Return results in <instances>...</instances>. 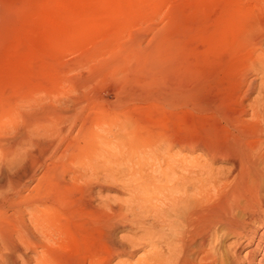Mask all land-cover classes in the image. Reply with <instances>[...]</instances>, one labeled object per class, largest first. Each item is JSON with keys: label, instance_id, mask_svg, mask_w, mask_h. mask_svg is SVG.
I'll return each instance as SVG.
<instances>
[{"label": "rangeland", "instance_id": "obj_1", "mask_svg": "<svg viewBox=\"0 0 264 264\" xmlns=\"http://www.w3.org/2000/svg\"><path fill=\"white\" fill-rule=\"evenodd\" d=\"M98 1L0 0L1 6L4 9L7 7L5 9L7 12L4 10L3 16L7 19L0 20V174L16 176L27 172L23 178H30L26 182L27 185H24L28 190H22L21 194L25 191L23 196L27 197L26 200L41 199L43 202L40 200L39 203L44 205L43 207L48 208L47 203H49L51 208L56 206L60 211L64 208V213L68 211L71 214L69 209H74V206L75 210L79 211L76 207L80 208L83 205L81 207L83 209L80 208L81 212L83 211L82 216L79 212V214L75 212V216L72 210L75 222L74 216L71 218L70 214H64L62 211V215L70 217L68 224L73 231L67 234L62 233L63 235H59L57 231L51 233L52 227L56 228L52 220L60 221L63 219L62 215L58 217L59 219L56 218L55 209L57 208L52 209L54 210L52 213H50L51 208L47 211L46 219L49 216L55 218L51 220V229L48 230L50 227L48 226L45 229L42 227L41 230L56 241L71 246H68L67 248H70L66 250L57 248V257L53 259V264H89L90 260L95 261V254L100 251H97L99 247L103 250L111 248L108 243L106 244V233L110 234V232V235L116 238L114 240L122 244L123 255L120 257L124 260L122 264H135L138 257L144 253L136 243H131L138 234L133 220L135 213L133 188L135 172L138 169L137 166L141 164L139 161L145 159L148 164L153 162L155 153L161 149L160 142L171 131H181V133L189 131L186 130V123L192 105L180 96L181 88L184 90L185 86V89H191L193 85V87L200 85L204 91L210 89L215 93L219 89L218 85L220 88L223 86L227 79L224 77H227L226 74L239 54V44L235 46L237 42L239 43L238 31L234 29L231 31L233 34L228 35L232 39L229 40L231 43L225 50L229 53L236 47L233 51L236 52L235 57L233 56L234 61L231 60V56L226 65L221 66L220 61L217 65L213 58L202 59L199 52L202 51L204 44L206 48L205 41L215 35L220 20L227 16L229 8L231 11L237 5L251 6L250 0ZM258 3L262 8L259 14L250 18L251 21L246 17L244 20L253 23L252 19H255L254 24L259 22L264 25V7L262 6L264 0H258ZM117 8L120 10H116ZM256 34L257 37L262 35L261 47L264 49V31L263 34L258 32ZM25 37L29 38V41ZM50 38L53 40L52 43ZM222 75L224 79H221ZM259 79L260 73L257 76V80ZM223 80L225 81L222 84ZM177 88L180 89L176 93ZM173 92L175 93L172 95L179 94L180 101L178 98L172 99L170 93ZM105 139H109V143ZM165 141L163 144L166 143ZM157 147L160 148L157 150ZM147 165L144 166V170L147 169ZM61 173H64L63 176ZM75 173H79L78 176L85 173L83 177L87 181L83 180L86 181L87 187L84 183L83 188L81 187L82 192L79 188L84 181L81 183L82 178L78 179ZM89 176H93V179L91 180L92 177ZM69 177H74L77 182ZM94 177H97L98 182ZM59 179L62 180L61 182L66 180L67 188L72 186L71 191L74 193L71 196L69 188L66 189V186L63 188L62 185L66 184L64 182L61 184ZM36 180L39 181L37 187L33 186ZM94 180L99 185L100 182L105 183L98 188L99 185H96ZM56 185L63 189H58ZM30 187L31 190L33 189L32 192ZM90 187L94 191H92L91 202L94 201L92 203H99L101 206L108 204L109 208L96 204L99 207L97 210H92L93 204H84L83 196L85 197ZM64 189L67 190L65 194ZM9 190L1 189L2 195H14V188ZM49 191L51 193H47ZM67 192L73 201L70 202ZM45 193L48 197L44 196ZM54 193L59 197H56ZM78 193L82 194V199H77L79 203H75L77 204L75 206L73 202L75 198H78L76 196ZM32 194H35L34 198ZM50 197L53 200L58 198V202L64 198L68 199L72 206L70 208L67 205L69 202L64 200L63 202L66 201L69 207L66 210L63 202L57 203V206L56 200L54 204ZM60 197L63 199H59ZM0 198L3 201L1 194ZM43 198H47V201L44 202ZM100 198L107 203L102 205ZM18 200L19 198L16 199ZM96 206L93 209H96ZM85 207L91 209V212L102 211L101 213L104 214L106 211L104 216L101 215L106 221H103L95 212L94 215H92L93 212L88 213ZM4 211L3 216L10 215L12 210L8 207ZM43 212L41 211L40 215L42 213L43 216L45 214ZM16 214L18 217L17 212L14 213ZM23 215L24 221L32 227V221L26 218V211ZM85 217L89 220V223L87 220L85 222L87 227L83 221ZM43 219V223L47 222ZM78 220L79 223L76 222ZM80 220L83 221L84 226ZM12 222L11 224L6 222V224L9 227L11 225L10 232L15 234L13 223L17 221ZM106 222L108 223L104 226ZM100 227L101 230H99ZM85 229L91 230L87 232ZM39 235L44 236V234L37 236ZM81 240L83 243L88 242L87 246ZM103 240L104 246L101 247L99 243L100 246L96 248V242ZM86 253L89 254L86 255ZM64 258H73V261L64 262ZM78 259H81V262H78Z\"/></svg>", "mask_w": 264, "mask_h": 264}, {"label": "bare ground", "instance_id": "obj_2", "mask_svg": "<svg viewBox=\"0 0 264 264\" xmlns=\"http://www.w3.org/2000/svg\"><path fill=\"white\" fill-rule=\"evenodd\" d=\"M250 1L251 3H249V5L251 6L237 5L233 7L231 11H229V8L227 11L228 13H226L227 16L224 14L223 16H225V18L220 20V22H222H219V28H217L215 31V35L211 39L205 41L206 48H204V44L202 51L200 50L201 47L199 49L202 59L211 60L213 58V60H216L217 65L220 63L221 66H223L228 63L231 56V60L234 61L233 56L236 52L233 51L237 47L236 45L239 44L238 48H240L238 53L240 55L236 54L238 57L237 59L235 58V63L232 62V68L230 69L228 67L230 70L228 74H226L227 77H224L223 75L221 77V79L223 77L227 78L225 79L226 81L223 80V82H221L223 84L225 81L223 86L220 88V85H218L219 89H217L215 93L210 89L208 91H204L203 87L200 85H197V87H193V85V88H186L187 90L184 86L183 88L185 91L181 88L182 91H180L182 93L180 96L184 98L183 100L189 101V103L192 105V108L189 109L190 115L186 123V130L189 131H185L183 133H181V131H171L165 139L163 138L166 140V143L163 144L164 140L160 142L159 146L162 149V146L164 145L163 149H160V152H157L154 149V151L157 153L154 155L155 160H153V162L148 164L146 163L145 159H143L144 161H139L141 164L137 166L138 169L135 172V182L133 188L135 203V213L133 220L136 223L135 225L138 229H136V231H138V234H136L137 236L135 235L136 237H134L135 239L133 238L134 240L132 239L131 243H136L137 247L142 249L144 253L138 257L135 264H264V49L261 47L263 40L262 35L257 37L256 34L257 32L258 34H263L264 25H262V23L259 24V22L254 24L255 19H252L254 21L253 23H250V18L256 17L262 9L259 4L260 1L259 3L258 0ZM262 6L264 7V5ZM107 8L110 9L109 7ZM5 9L2 6L0 7V20H2L4 16ZM118 9L119 8L116 10ZM143 11L144 10H142V12ZM8 13H10V11ZM132 13L134 12L132 11ZM130 15L132 16V14ZM10 16L11 15H9V17ZM241 16L242 18H240ZM244 17L250 19V21H245ZM4 19L6 20L7 18H3V20ZM234 29L238 31L239 43L237 42V44H235L236 47L234 50L228 53L225 50L228 44L231 43L229 40L232 39V37L228 35L231 34V31H234ZM30 34L33 35V33ZM55 34L56 33H54V35ZM25 39L28 40L29 38L25 37ZM52 42L53 40L51 43ZM213 68L215 67L213 66ZM259 73L260 79L257 80ZM178 89L180 88H177L176 93L179 92ZM174 93L175 92L170 93L172 99H177L180 97L179 94L172 95ZM178 101H180L179 98ZM4 105L6 106V104ZM6 109L7 107L5 110ZM108 140L109 139L106 141ZM161 143L163 145H161ZM160 147H157V150ZM146 165L147 169L144 170L143 168ZM26 173L27 172H24L16 176L6 175V173L0 174V194L3 196V201H1L0 198V264H53V259H56L57 257V248L61 247L66 250V248L70 245L56 241L54 238L49 237V234L41 229H45V227L47 228L48 226H50L48 227V230L49 228L51 229V222L53 221V226H56L57 229L54 227V229H56L54 230L52 227L51 230L53 231L51 233L54 231H57L59 235L62 233H72L73 231L70 230V224H68L70 223V217L72 218V216H74L72 214V210H74V214L75 212L76 214L79 212L82 216L83 211L81 212L80 208L83 207V205L80 206L81 203L83 204L84 202V204L88 205L93 204L94 206L97 204L96 202V204L92 203L94 201L91 202L93 189L91 187L87 189L85 197L83 196L85 199H82L81 193H78V195L75 194L78 196V198L74 199L73 204L77 206V204H75L79 201L77 199H82L83 202L80 201L81 203L78 204L80 208L76 207V209H79V211H76L74 206V209H69L72 215L68 211H66L67 213H64L65 210L63 211V204L64 207L66 206L65 208L68 206L71 208L72 206L70 203L73 201L71 200L72 197L70 198V196L74 193L71 191L72 186L68 187L70 196L67 192L70 202L68 199L64 198V200H67L70 205L67 203V206L66 201L65 203L63 202V197L59 198L62 200H59L60 202H58V198L57 200L54 199L56 200L57 206V203L63 202L62 211L64 214H70L69 217L67 215L65 216L64 214L62 215V211H60V209L56 206H52L51 208L49 203H47L48 208L43 207L44 205L42 206L39 203L41 199L39 201L26 200L27 197L23 196L25 191L21 194L22 190L27 189V186L24 187V185H27L26 182L28 179H30L23 178L25 177L24 174ZM72 173L74 174V172ZM63 174L61 176H63ZM78 174H76L77 177H79L78 179L82 178L80 179L82 180L81 183L86 180L84 179L85 173L81 174L82 177H80L81 175L78 176ZM91 177L90 178L92 180L93 176ZM63 178L65 179V176ZM61 179H59L60 183L62 184L64 182L66 184L62 185L63 188L66 186V189H68V183L65 182L66 180L61 182ZM70 179H73V181L75 180L74 177H71ZM96 179L97 177L95 180ZM39 181L35 182V185L33 184V186L37 187V185H39L37 184ZM53 181H55V179H53ZM86 181L81 184L79 188L80 190L84 183L85 187H87ZM96 181L95 184L99 185L96 183ZM56 182H58V180ZM100 183L101 184L98 188H101L100 186L105 182ZM52 186L54 187V185ZM56 186H58V189L61 190L62 187L59 188V185ZM9 188L10 190L14 188V195H2L3 192L1 193V189L9 190ZM66 189H64V192H61L65 194ZM57 190L56 193L58 192ZM80 190H78V192ZM84 190H86V188ZM32 191L33 189L30 192ZM43 192H45V190H43ZM80 192H82V190ZM47 193L51 192L49 191ZM35 194H32L31 196L34 198ZM26 195L28 196L27 192ZM55 195L56 197H59V195ZM44 196L48 197L47 194ZM18 198L19 200L16 201ZM52 198L55 197L53 196ZM43 199L44 202L45 200L47 201V198ZM75 200L77 201L75 202ZM99 200L102 205L103 203H107L105 200L103 202L101 198ZM60 205L61 204H59V206ZM97 205H99V203ZM94 206L92 207L94 208ZM99 206H107L109 208L108 204ZM99 206H96V209L92 208V210H97ZM8 207L12 211H10V215L6 214L5 217L2 213L4 209L6 210ZM50 208L51 211L49 210ZM54 208L59 210L57 212V209H55L56 218L59 219L58 217L62 215V220H57V222H54L53 218L55 217L52 216H49V218L47 217L46 219L48 214L47 211L49 210L50 213H52L54 211L52 209ZM68 208L66 210H68ZM13 210L18 213V217L17 214L14 215L15 212H13ZM25 211L27 214L26 218L29 221H32V227H30L24 221L23 213H25ZM41 211L45 212L44 215L45 219L47 220L45 223L47 226L42 222L44 215L42 216V213L40 215ZM92 212L91 209H88V213L91 214ZM94 212L97 214V216H104L106 213V211H104V214L101 213L102 211H100V213H98V211ZM94 212L92 215H94ZM5 213L6 212L4 211V214ZM15 216L18 218V220H16L17 218H15ZM103 216L100 218L104 221L105 219ZM7 217L9 219H7ZM11 217H14L15 219ZM84 219L83 221L85 223L87 219L86 217ZM5 220L8 224H11L10 222L13 220V222L17 221L16 223L12 222L14 224L13 226H15V234L10 232L9 228L11 225L9 227ZM88 221L89 220H87V223H89ZM76 222L79 223V220ZM49 223L51 224L48 225ZM107 223L108 222L104 223V226H106L105 224ZM82 226H84V224ZM33 227L34 229H32ZM101 227L99 230L102 229ZM89 230L87 229L86 231L88 232ZM112 230H114V228ZM12 232L14 231L12 230ZM36 232L38 234H44V236H37L38 234ZM106 232H104V235L107 234L106 244L108 243L111 248L103 250L99 246L101 245L102 247L103 242L105 243V241H97V247H95H99L97 251H100L99 253L95 254V261L92 262V260H90L91 263L89 262V264H122L124 261L123 259V261L120 259V257L123 255V250L121 247L122 244L119 241L117 242L114 240L116 238L110 235L111 232L110 234ZM101 235L102 234H100V236ZM54 237L57 238L56 236ZM85 243L87 246L88 242L85 241L83 244L85 245ZM99 243L100 245H98ZM93 250H95V248ZM82 253L84 255V252ZM76 254L78 255V253ZM88 254L89 253H86V255ZM72 259H65L64 262L66 260L71 262ZM30 260H33L34 262L31 263ZM114 260L116 261L112 263ZM78 262H81V259H78Z\"/></svg>", "mask_w": 264, "mask_h": 264}]
</instances>
